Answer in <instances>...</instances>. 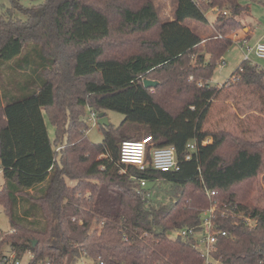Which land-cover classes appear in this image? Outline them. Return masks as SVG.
Here are the masks:
<instances>
[{
    "label": "trees",
    "instance_id": "obj_1",
    "mask_svg": "<svg viewBox=\"0 0 264 264\" xmlns=\"http://www.w3.org/2000/svg\"><path fill=\"white\" fill-rule=\"evenodd\" d=\"M10 3L0 10V67H7L0 71V205L9 223L0 233V262L7 244L11 262L29 253V264H204L191 239L170 235L197 228L202 211L213 206L214 229L226 233L213 253L218 264H264V206L247 198L248 191H235L260 175L264 139L221 126L204 129L226 87L264 102V70L250 62L221 87L209 84L248 7L240 0H176L173 19L162 21L152 0ZM213 9L215 35L201 39L184 25L206 23L205 12ZM60 14L85 26L91 39L64 40ZM14 65L30 71L17 80ZM145 79L158 85L147 89ZM21 81L29 82L28 91ZM85 108L114 111L123 120L100 127L103 141L95 145L81 120ZM45 121L55 130L53 141ZM144 137L155 147H173L179 170L121 165V143ZM207 139L212 142L203 145ZM190 142L197 150L186 161ZM140 179L167 181L178 191L168 203H155Z\"/></svg>",
    "mask_w": 264,
    "mask_h": 264
},
{
    "label": "rangeland",
    "instance_id": "obj_2",
    "mask_svg": "<svg viewBox=\"0 0 264 264\" xmlns=\"http://www.w3.org/2000/svg\"><path fill=\"white\" fill-rule=\"evenodd\" d=\"M11 0H0V10L9 8L11 6ZM21 6L26 8H31L42 4L44 0H16ZM157 2L156 9L162 21L170 20L173 15V10L175 7L174 0H152ZM240 3L243 6H249L251 12L249 15L244 18H241V21L251 24V28L254 32L252 37V42L248 43L249 48H253L256 43H258L259 37L264 35V3L261 0H240ZM205 16L208 18V22L199 23L194 20L185 21L184 25L189 28H194L195 32H199L200 27L204 28L209 34H214V29H212V21L216 16L215 12L208 10L205 12ZM22 20H25L24 16L18 15ZM206 18V19H207ZM59 25V35L67 40L69 35H84L87 39L90 40V31L83 25H72L63 15H58L57 17ZM241 30V29H240ZM239 31V30H238ZM237 32V31H236ZM231 33L227 38L233 37L236 33ZM210 37V36H209ZM257 40V41H255ZM264 41V40H263ZM233 42V40H232ZM245 46L241 49L235 43L228 48L221 61L217 64L214 74L209 82L211 86L221 87L226 83L238 66L244 61V53H246ZM28 51H24L21 57H26ZM36 58V56H35ZM34 58V59H35ZM254 65L258 66L260 69L264 70L261 63L264 64V60L256 59L254 55H249V61ZM44 61L35 62L36 68H38ZM24 65V64H23ZM7 70V67L2 65L0 71ZM25 71H30L27 66H13V70L10 71L12 77H17V80L20 78V75H23ZM31 75V74H30ZM21 89L24 88L25 91H28L29 82L21 81ZM17 83V82H16ZM15 83L16 87L19 89L18 85ZM31 83V82H30ZM99 113H104L109 124L113 127H118L123 120V115L114 112V111H101ZM95 115L97 116V114ZM81 120L88 127L87 138L88 140L95 144L99 145L103 141V130L96 124L91 116V110L88 108L84 109ZM48 135L51 141L54 139V128L45 121ZM221 126L222 128L229 130L231 132H237L245 135L246 137L254 140L264 139V102L259 99L255 94L250 93L244 89H234V88H224L220 94V97L214 101L211 105L209 115L207 117L204 129L206 130H215L216 127ZM206 144L212 142L211 139H207ZM230 153L226 151L225 154ZM3 175L0 173V189L3 184ZM73 184V182H69ZM146 189L150 190V196L155 199V203L166 204L168 201L173 198L177 189L171 186L170 182L167 181H158V182H148ZM235 191L239 194H244L248 191L247 198H250L254 204L259 206H264V167L260 175L251 183L243 186L242 189L235 188ZM175 194V195H174ZM206 211L203 210L202 213ZM9 231L8 219L4 213L3 207L0 205V233H6ZM171 238V237H170ZM2 238H0L1 240ZM1 251L7 256H11L10 248L7 244L1 247ZM20 264H28L29 254L26 253L21 259L18 260Z\"/></svg>",
    "mask_w": 264,
    "mask_h": 264
},
{
    "label": "built area",
    "instance_id": "obj_3",
    "mask_svg": "<svg viewBox=\"0 0 264 264\" xmlns=\"http://www.w3.org/2000/svg\"><path fill=\"white\" fill-rule=\"evenodd\" d=\"M224 15L226 13H223ZM221 38L220 36H218ZM216 38V37H215ZM204 42V41H203ZM235 43L241 47V49L247 48L244 53V61H249V55L254 54L257 59L264 60V43L258 42L253 48L247 46V41L242 39L235 41ZM91 116L96 120L95 113L91 112ZM206 145V142H203ZM189 154L185 157L186 161H189L193 157V153L197 150V143L190 142L187 145ZM119 163L125 167H133L138 172H145L147 169H151L154 172L170 173L179 170V165L176 161L175 150L171 146L167 147H155L153 140L149 137H144L138 141H124L120 145L119 151ZM1 173V170H0ZM131 179H135L131 177ZM139 188L146 189L148 181L145 179L138 180ZM208 196H213L214 192L207 193ZM149 196V193L143 194ZM214 207H210L204 211L200 217V223L197 228H183L173 231L170 235L171 238L180 237L183 239H191L192 248L199 252L204 258V264H218V261L214 259L213 253L216 248V243L219 237L226 236L223 231H216L214 229L213 222ZM251 223L250 220H247ZM103 222L95 228L100 229ZM29 254V253H28ZM5 256L0 264H20L18 260L12 261L13 255ZM31 255L29 254V258ZM29 264V263H28ZM35 264H51L49 260L40 261ZM78 264H105L101 260H89L81 259Z\"/></svg>",
    "mask_w": 264,
    "mask_h": 264
},
{
    "label": "crops",
    "instance_id": "obj_4",
    "mask_svg": "<svg viewBox=\"0 0 264 264\" xmlns=\"http://www.w3.org/2000/svg\"><path fill=\"white\" fill-rule=\"evenodd\" d=\"M175 2H176V0H174V4H175ZM264 3V2H263ZM154 4L155 5H157V2H154ZM212 12H215L216 13V15H217V10H215V9H213L212 10ZM251 12V9H250V7L248 6V11L246 12V13H244L243 14V16L241 17V18H244V16H248L249 15V13ZM206 18H207V16H206ZM173 19V15L171 16V18H170V20H172ZM215 19H216V16H215V18L213 19V21H212V29H214V26H213V24H214V21H215ZM207 22H208V18H207ZM242 22V24H243V28L241 29V30H239V31H237L234 35H233V37H228V38H230L231 40H233V43H235V41H239V40H242V39H244V40H246L247 41V43H250V42H252V37L254 36V32H253V30H252V28H251V24L250 23H246L245 21H241ZM189 28V27H188ZM191 29V28H190ZM204 28H202V27H200V29H199V32H195L194 31V28H192L191 30L192 31H194L201 39H206V38H208L209 36H211L212 34H209L208 32H206L205 30H203ZM264 35H262V36H260L259 37V40H258V42H263L264 43ZM255 41H257V40H255ZM236 44V43H235ZM251 55H254L253 53L251 54ZM256 58V57H255ZM257 59V58H256ZM251 64H253V63H251ZM260 66H262L263 68H264V64L263 63H261L260 64Z\"/></svg>",
    "mask_w": 264,
    "mask_h": 264
},
{
    "label": "water",
    "instance_id": "obj_5",
    "mask_svg": "<svg viewBox=\"0 0 264 264\" xmlns=\"http://www.w3.org/2000/svg\"><path fill=\"white\" fill-rule=\"evenodd\" d=\"M143 85L145 88L149 89V88H154L158 85V82L156 81H152V80H148L145 79L143 80ZM96 124L100 127H108L110 124L107 120V118L105 117L104 113H99L96 116ZM33 245H35V243H33Z\"/></svg>",
    "mask_w": 264,
    "mask_h": 264
}]
</instances>
